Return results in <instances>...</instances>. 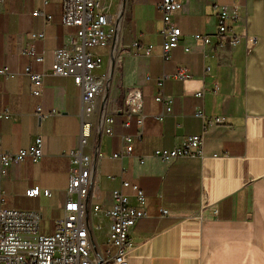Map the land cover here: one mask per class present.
<instances>
[{"label": "crops", "instance_id": "crops-1", "mask_svg": "<svg viewBox=\"0 0 264 264\" xmlns=\"http://www.w3.org/2000/svg\"><path fill=\"white\" fill-rule=\"evenodd\" d=\"M162 1L112 0L110 23L117 25V37L108 46L89 48L103 60L94 75L106 85V113L114 118L113 136L96 130L92 141L102 154L94 157L92 200L109 210L123 181L143 190L146 217L130 232L129 264H264V0H177L182 7L172 24L183 35L167 58ZM222 7L231 14L238 9L230 25L240 42L232 44L228 34L205 49L194 36L217 34ZM37 10L52 19L33 16ZM77 32L62 24V0L0 3V68L12 74L0 76V113L11 114L0 119L1 152L17 153L43 139V157L11 165L0 187L6 208L40 212V233L46 236L55 234L64 217L69 154L78 145L82 112L81 89L51 68L58 50L74 53ZM250 37L258 38L256 45ZM31 48L35 54H26ZM37 56L44 61L36 62ZM26 70L44 75L40 96L33 95ZM135 89L142 95L141 135L138 117L127 114ZM158 95L166 102L156 101ZM215 118L224 123L207 128ZM196 135L203 136L202 158L163 161L153 155ZM127 136L134 138L132 153L112 159L124 150ZM37 187L51 196L27 197ZM123 192L133 196L130 188ZM131 202L136 204L133 197ZM96 221L105 228L102 252H114L105 239L110 220L100 214Z\"/></svg>", "mask_w": 264, "mask_h": 264}, {"label": "built area", "instance_id": "built-area-1", "mask_svg": "<svg viewBox=\"0 0 264 264\" xmlns=\"http://www.w3.org/2000/svg\"><path fill=\"white\" fill-rule=\"evenodd\" d=\"M4 0H0V3ZM112 0H62V24L65 27H77V39L74 53L67 49H60L55 54V62L51 71L56 76L72 78L74 84L82 91V112L80 115V134L78 145L69 157L72 160L68 186V198L63 205L64 217L56 222V232L46 236L40 233L42 215L38 211L9 209L4 205L6 195L0 187V264H129L131 253L134 250L130 239V232L138 221L146 217V196L137 184L123 181L121 188L113 191L111 209H103L100 204H95L91 197L93 187L92 167L94 157L101 158L96 145H92L95 131L113 136L114 118L106 113L107 89L102 80H99L94 71L103 63L100 56L88 51L89 48L105 47L110 45L117 37V25L110 23L109 4ZM182 5L177 0H163L158 4V9L163 15L164 37L163 54L167 58L174 48L178 47L182 31L172 24V15L181 9ZM35 17H43L50 21L52 16L37 10ZM218 32L214 36L195 35L194 39L202 43L205 49L218 44V40L228 34L231 35L232 44H237L240 39L235 36L230 22L239 18L238 9L231 14L226 7L218 11ZM34 38H43L44 34L34 35ZM252 45L258 42L257 37H250ZM189 51V49H187ZM25 53L34 55L33 48L26 49ZM146 54H150V47ZM36 62L42 63L43 56H37ZM34 86L33 95L40 96L44 83V75L26 70ZM11 72L8 68H0V76L9 78ZM181 78L186 75L179 74ZM168 78V77H166ZM202 97V93L197 94ZM158 102H166L163 96L156 97ZM167 110L170 111L166 103ZM142 95L139 90H132L127 98V114L138 117V125L143 127L141 115ZM41 109L38 108V112ZM101 115L98 116V112ZM198 116L202 117L201 113ZM9 112L0 113V119H10ZM224 118H215L207 123V128L221 125ZM129 127V123H126ZM132 136L124 138L126 145L120 153L111 156L112 159H123L133 151ZM203 136H191L184 140L181 146L173 150H155L154 157L163 160L179 158H202ZM91 148V152L88 149ZM43 157V139L37 137L33 145L17 153H2L0 139V180L5 176L7 169L13 164H20L27 159L36 163ZM130 188L133 196L126 195L123 189ZM44 194L51 196L49 190L42 192L40 188L29 189L27 197L36 198ZM94 196V195H93ZM134 198L136 204L131 202ZM163 213H167L166 210ZM103 214L110 220L109 231L105 234L106 244L114 248L103 253L98 241L97 233L104 232L102 223L96 220Z\"/></svg>", "mask_w": 264, "mask_h": 264}, {"label": "rangeland", "instance_id": "rangeland-1", "mask_svg": "<svg viewBox=\"0 0 264 264\" xmlns=\"http://www.w3.org/2000/svg\"><path fill=\"white\" fill-rule=\"evenodd\" d=\"M88 51L90 52V49H88ZM47 229H48V228H47L46 226H43V227L41 228V232H42V233H45V231H46ZM97 236H98L99 244L101 245V247H102L103 249H105V246H104V240H103V237H102V233L98 232V233H97Z\"/></svg>", "mask_w": 264, "mask_h": 264}, {"label": "water", "instance_id": "water-1", "mask_svg": "<svg viewBox=\"0 0 264 264\" xmlns=\"http://www.w3.org/2000/svg\"><path fill=\"white\" fill-rule=\"evenodd\" d=\"M108 87H109V85H108ZM102 132L100 131V134H101Z\"/></svg>", "mask_w": 264, "mask_h": 264}]
</instances>
